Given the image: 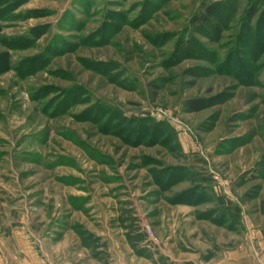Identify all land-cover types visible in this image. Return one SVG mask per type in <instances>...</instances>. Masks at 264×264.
<instances>
[{
	"label": "rangeland",
	"instance_id": "374dc122",
	"mask_svg": "<svg viewBox=\"0 0 264 264\" xmlns=\"http://www.w3.org/2000/svg\"><path fill=\"white\" fill-rule=\"evenodd\" d=\"M16 230L57 264H264V0H0V254Z\"/></svg>",
	"mask_w": 264,
	"mask_h": 264
},
{
	"label": "crops",
	"instance_id": "0c3cea01",
	"mask_svg": "<svg viewBox=\"0 0 264 264\" xmlns=\"http://www.w3.org/2000/svg\"><path fill=\"white\" fill-rule=\"evenodd\" d=\"M10 239L13 240V250L7 246L4 245L5 247L3 251L0 254V264H57V262H49L50 256L45 255L44 251V245H39L38 249L37 247L33 246V242H24V237L22 238L19 234L18 231H12L11 235H7ZM97 243V242H96ZM44 244V243H42ZM97 245V244H96ZM95 247H89V246H83L82 248L88 251L90 259L93 260L94 263L91 264H124V261L118 253L113 251V249H110L109 246L106 248H103V246L97 245ZM105 247V246H104ZM1 248V247H0ZM129 252L133 255H137L139 258H142V255L139 253L132 252V249L130 247ZM134 248V247H133ZM138 250H141V247H137ZM1 250V249H0ZM39 250H41L44 255L46 256L43 257L39 253ZM111 252L113 254L111 255ZM3 255V256H1ZM115 255V256H113ZM75 260L70 259V257H65V260L62 261V264H74Z\"/></svg>",
	"mask_w": 264,
	"mask_h": 264
},
{
	"label": "trees",
	"instance_id": "16d2710c",
	"mask_svg": "<svg viewBox=\"0 0 264 264\" xmlns=\"http://www.w3.org/2000/svg\"><path fill=\"white\" fill-rule=\"evenodd\" d=\"M256 13L254 8H251L247 12V16H253ZM189 26L191 28V33H196L207 37L208 39H214L219 37L223 31V24L220 21V14L218 12V4L209 3L202 5L199 10H197L191 17L189 21ZM212 36V37H211ZM190 40V39H189ZM183 41L179 43V51L183 52L186 49H189L192 40ZM192 76L197 77L198 73L193 72ZM211 101L203 103L200 101H188L186 102V110L189 113L197 112L205 106H210ZM134 242H132L133 244ZM134 247H136L133 244ZM138 250V249H137ZM141 252V250H139Z\"/></svg>",
	"mask_w": 264,
	"mask_h": 264
}]
</instances>
